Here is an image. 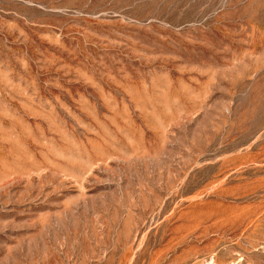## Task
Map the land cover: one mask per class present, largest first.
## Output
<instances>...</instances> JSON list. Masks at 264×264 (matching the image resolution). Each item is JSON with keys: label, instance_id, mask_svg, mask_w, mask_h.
<instances>
[{"label": "rangeland", "instance_id": "1", "mask_svg": "<svg viewBox=\"0 0 264 264\" xmlns=\"http://www.w3.org/2000/svg\"><path fill=\"white\" fill-rule=\"evenodd\" d=\"M0 264H264V0H0Z\"/></svg>", "mask_w": 264, "mask_h": 264}]
</instances>
